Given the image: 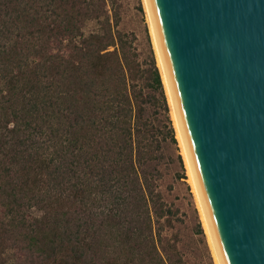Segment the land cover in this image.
I'll use <instances>...</instances> for the list:
<instances>
[{
	"label": "trees",
	"instance_id": "16d2710c",
	"mask_svg": "<svg viewBox=\"0 0 264 264\" xmlns=\"http://www.w3.org/2000/svg\"><path fill=\"white\" fill-rule=\"evenodd\" d=\"M118 8L0 0V247L13 264H186L160 247L179 210L139 168L175 140L149 115L167 105L162 75Z\"/></svg>",
	"mask_w": 264,
	"mask_h": 264
},
{
	"label": "water",
	"instance_id": "95a60500",
	"mask_svg": "<svg viewBox=\"0 0 264 264\" xmlns=\"http://www.w3.org/2000/svg\"><path fill=\"white\" fill-rule=\"evenodd\" d=\"M224 264H264V0H150Z\"/></svg>",
	"mask_w": 264,
	"mask_h": 264
},
{
	"label": "rangeland",
	"instance_id": "374dc122",
	"mask_svg": "<svg viewBox=\"0 0 264 264\" xmlns=\"http://www.w3.org/2000/svg\"><path fill=\"white\" fill-rule=\"evenodd\" d=\"M118 1V10L121 15L119 28L135 34L137 38L135 43L141 59L154 57L158 66L145 0ZM96 30H98L96 21H89L84 26V31L87 34ZM163 85L167 105L163 104V98L160 96L161 106L150 108L149 115L165 133L173 129L175 140L169 133L168 139L162 143V158L139 167L140 171L150 177L155 192L161 194L165 204L179 210L170 221L166 217L161 219L164 228L161 229L163 240L160 247L166 250L165 255L177 258L179 253L186 264H218L200 211L197 195L188 174L183 148L172 113V105L164 82ZM32 213L37 216L42 214L38 209H33ZM14 260L15 254L12 248L0 247V264H13Z\"/></svg>",
	"mask_w": 264,
	"mask_h": 264
},
{
	"label": "bare ground",
	"instance_id": "6f19581e",
	"mask_svg": "<svg viewBox=\"0 0 264 264\" xmlns=\"http://www.w3.org/2000/svg\"><path fill=\"white\" fill-rule=\"evenodd\" d=\"M145 4H146L147 11H148L150 23H151V29H152V35H153V39H154L155 48H156L158 66L160 68L162 79H163V82L166 86L167 93L169 95L170 102L172 105V113H173V116L175 118L176 127H177L178 135L180 138L179 141H181V145L183 148V152H184V156H185V160H186V164H187V168H188V174L190 176V180L193 184V187H194L196 195H197V200H198V204L200 207V211H201L202 217L204 219L205 226H206V229H207V232L209 235L211 245L213 246L217 262H218V264H224L223 259H222V255H221V252H220V249H219L216 237H215V233H214V230H213L210 218H209V214H208V211H207V208H206V205H205V202H204L201 190H200V186H199V183L197 180V176H196V172H195L194 165L192 162L191 154H190L189 147H188L186 137L184 134V130L182 127V123H181V119L179 116V112H178V108H177V104H176V100H175V95H174L170 75H169L168 68L166 65V61L164 58V54L162 51V47H161V43H160V39H159V35H158V31H157V27H156V23H155V19H154L150 0H145Z\"/></svg>",
	"mask_w": 264,
	"mask_h": 264
}]
</instances>
